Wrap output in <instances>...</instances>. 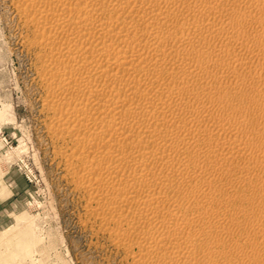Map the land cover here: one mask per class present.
Instances as JSON below:
<instances>
[{
    "label": "bare ground",
    "instance_id": "obj_1",
    "mask_svg": "<svg viewBox=\"0 0 264 264\" xmlns=\"http://www.w3.org/2000/svg\"><path fill=\"white\" fill-rule=\"evenodd\" d=\"M19 2L49 131L131 263L264 264V0Z\"/></svg>",
    "mask_w": 264,
    "mask_h": 264
},
{
    "label": "rangeland",
    "instance_id": "obj_2",
    "mask_svg": "<svg viewBox=\"0 0 264 264\" xmlns=\"http://www.w3.org/2000/svg\"><path fill=\"white\" fill-rule=\"evenodd\" d=\"M18 2L0 0V250L18 244L17 264H132L135 248L117 246L115 232L92 213L97 205L89 193L69 176L62 155L73 142L49 131L50 107L42 104L48 93L37 60L45 53ZM242 201L236 198L233 206Z\"/></svg>",
    "mask_w": 264,
    "mask_h": 264
}]
</instances>
